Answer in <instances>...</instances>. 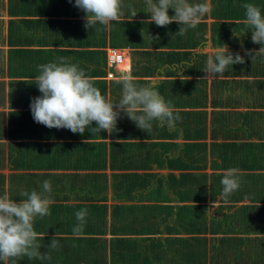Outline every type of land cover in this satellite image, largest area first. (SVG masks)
<instances>
[{
    "label": "crops",
    "instance_id": "obj_1",
    "mask_svg": "<svg viewBox=\"0 0 264 264\" xmlns=\"http://www.w3.org/2000/svg\"><path fill=\"white\" fill-rule=\"evenodd\" d=\"M207 2L210 12L179 36L176 22H147L145 0H123L121 21L107 29H86L75 0H0V196L19 202L46 180L52 188L51 214L34 221L50 259L7 264H264V54L245 55L261 45L252 43L242 7L264 15V0ZM223 45L245 63L205 76ZM108 48L123 51L127 70L108 65ZM59 57L113 103L122 98L119 77L131 74L181 119L175 128L153 121L147 133L122 112L111 135L36 123L30 103L42 93L34 77ZM228 168L240 170L241 184L225 202ZM84 208L76 237L75 213ZM54 236L59 246L49 249Z\"/></svg>",
    "mask_w": 264,
    "mask_h": 264
},
{
    "label": "clouds",
    "instance_id": "obj_2",
    "mask_svg": "<svg viewBox=\"0 0 264 264\" xmlns=\"http://www.w3.org/2000/svg\"><path fill=\"white\" fill-rule=\"evenodd\" d=\"M145 3L149 13L148 23L154 22L158 27H165L176 22L181 25L175 33L179 36H184L188 29L196 28L211 10L207 0L204 3L145 0ZM75 6L86 13V29L94 28L97 23L107 29L112 22H120L123 16V0H75ZM242 7L246 10L244 24L251 31V41L261 45L258 51H246L245 55L253 59L256 54H264V15L257 5L246 3ZM169 9L174 10V15H169ZM131 15L135 17L137 13L133 10ZM243 63L244 56L239 52L233 53L223 45L213 49L204 73L205 76L222 75L229 65ZM38 67L40 74L34 80L42 95L32 98L30 109L34 121L49 129H68L81 135L90 129L92 132L104 131L111 135L117 131V121L122 118L123 112L138 128L148 133L152 130L153 121L175 128L176 122L181 119L153 86H138L131 74L119 77L117 82L122 84V98L113 103L94 86L92 77L65 57ZM93 122L95 127H92ZM239 172L238 168H228L223 172L221 195L225 202L240 188ZM51 194V182L46 180L42 191H24L20 195L26 199L19 202L7 194L0 196V261L7 264L9 260L14 261L21 256L50 259L47 251H40L42 246L38 242L39 233L34 230V221L37 216L51 214ZM75 216L78 223L73 227V235L80 237L87 222L88 210L81 209ZM58 246L56 237H52L48 248Z\"/></svg>",
    "mask_w": 264,
    "mask_h": 264
},
{
    "label": "built area",
    "instance_id": "obj_3",
    "mask_svg": "<svg viewBox=\"0 0 264 264\" xmlns=\"http://www.w3.org/2000/svg\"><path fill=\"white\" fill-rule=\"evenodd\" d=\"M107 63L110 67L119 69L125 62V56L123 51L116 48H108L106 51ZM109 77L112 76V72H108Z\"/></svg>",
    "mask_w": 264,
    "mask_h": 264
},
{
    "label": "rangeland",
    "instance_id": "obj_4",
    "mask_svg": "<svg viewBox=\"0 0 264 264\" xmlns=\"http://www.w3.org/2000/svg\"><path fill=\"white\" fill-rule=\"evenodd\" d=\"M127 69H128V67L127 68H124V69L123 68H119V70H127Z\"/></svg>",
    "mask_w": 264,
    "mask_h": 264
},
{
    "label": "bare ground",
    "instance_id": "obj_5",
    "mask_svg": "<svg viewBox=\"0 0 264 264\" xmlns=\"http://www.w3.org/2000/svg\"><path fill=\"white\" fill-rule=\"evenodd\" d=\"M128 55V54H127ZM127 64H125L124 66H126Z\"/></svg>",
    "mask_w": 264,
    "mask_h": 264
}]
</instances>
